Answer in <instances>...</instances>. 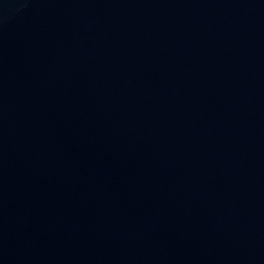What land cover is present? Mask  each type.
Here are the masks:
<instances>
[{
    "label": "water",
    "instance_id": "obj_1",
    "mask_svg": "<svg viewBox=\"0 0 264 264\" xmlns=\"http://www.w3.org/2000/svg\"><path fill=\"white\" fill-rule=\"evenodd\" d=\"M0 264H264V0H0Z\"/></svg>",
    "mask_w": 264,
    "mask_h": 264
}]
</instances>
